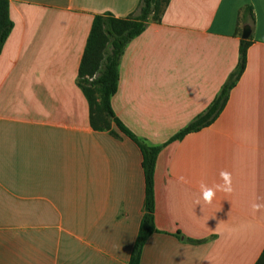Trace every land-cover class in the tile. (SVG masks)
Wrapping results in <instances>:
<instances>
[{
  "label": "crops",
  "instance_id": "0c3cea01",
  "mask_svg": "<svg viewBox=\"0 0 264 264\" xmlns=\"http://www.w3.org/2000/svg\"><path fill=\"white\" fill-rule=\"evenodd\" d=\"M0 50V264H129L142 214L139 146L89 124L77 84L96 13L126 16L139 0H8ZM251 5L252 18L242 9ZM244 13V12H243ZM245 67L208 125L168 138ZM114 114L149 144L154 221L138 264H253L264 247V0H167L159 20L125 45ZM166 142V143H164ZM212 205L201 183H223Z\"/></svg>",
  "mask_w": 264,
  "mask_h": 264
},
{
  "label": "trees",
  "instance_id": "16d2710c",
  "mask_svg": "<svg viewBox=\"0 0 264 264\" xmlns=\"http://www.w3.org/2000/svg\"><path fill=\"white\" fill-rule=\"evenodd\" d=\"M166 2L167 0H139L137 12L126 16H116L111 12L94 14L77 74V84L88 102L91 127L98 130L106 129L116 135L117 132L111 127L114 124L118 130L135 141L142 154L141 165L144 176L142 214L129 264L139 263L147 237L157 230L154 221V170L157 155L163 144H149L129 130L114 114L111 97L117 88L118 64L125 45L144 30L150 19H160ZM242 11L245 21L247 18H252L250 4H245ZM12 25L9 17V1L0 0V50ZM250 43V35L247 38H239L238 62L222 83L219 91L201 112L171 135L166 142L179 139L190 131L198 130L210 124L218 116L227 102L230 89L235 85L245 67L246 52ZM253 264H264V247Z\"/></svg>",
  "mask_w": 264,
  "mask_h": 264
},
{
  "label": "clouds",
  "instance_id": "9594fccd",
  "mask_svg": "<svg viewBox=\"0 0 264 264\" xmlns=\"http://www.w3.org/2000/svg\"><path fill=\"white\" fill-rule=\"evenodd\" d=\"M221 179L223 181L222 184L216 185L215 188H210L207 185L201 183L200 185V195L196 200V204L202 205H212L216 192L217 191H223L226 194H231L234 191V188L232 186V174L227 171H222L220 173ZM253 214L260 212L261 210H264V203L260 202H254L251 205Z\"/></svg>",
  "mask_w": 264,
  "mask_h": 264
},
{
  "label": "water",
  "instance_id": "95a60500",
  "mask_svg": "<svg viewBox=\"0 0 264 264\" xmlns=\"http://www.w3.org/2000/svg\"><path fill=\"white\" fill-rule=\"evenodd\" d=\"M251 28L248 24L242 26L241 37L247 38L250 35Z\"/></svg>",
  "mask_w": 264,
  "mask_h": 264
}]
</instances>
